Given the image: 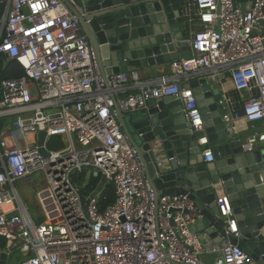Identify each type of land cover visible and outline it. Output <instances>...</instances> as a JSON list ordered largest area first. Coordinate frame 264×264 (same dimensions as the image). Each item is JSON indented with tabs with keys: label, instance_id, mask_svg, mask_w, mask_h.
Listing matches in <instances>:
<instances>
[{
	"label": "built area",
	"instance_id": "obj_1",
	"mask_svg": "<svg viewBox=\"0 0 264 264\" xmlns=\"http://www.w3.org/2000/svg\"><path fill=\"white\" fill-rule=\"evenodd\" d=\"M72 2L0 0V256H6L0 264H259L238 245L211 247L193 233L197 208L188 195L157 196L115 105L129 113L174 95L191 129L201 133L200 108L183 83L229 76L236 90L249 93L247 122L264 121V0H253L248 10L234 0H185L184 21L195 14L200 23L198 32L184 38L190 57L172 61L168 72L151 79L136 70L105 75ZM11 60L23 68L22 76L3 77ZM223 117L233 133L234 116ZM40 131L47 133L48 157L37 145ZM58 136L67 146L50 149ZM199 141L208 144L205 136ZM258 142L264 146V130L248 138L244 151ZM203 157L213 162L211 148ZM84 171L86 178L113 184L115 200L104 211L101 190L84 196L85 183L76 179ZM36 173L43 178V211L35 218L15 184L30 182ZM217 204L227 231L238 236L228 197H218ZM205 252L218 255L206 262Z\"/></svg>",
	"mask_w": 264,
	"mask_h": 264
},
{
	"label": "water",
	"instance_id": "obj_2",
	"mask_svg": "<svg viewBox=\"0 0 264 264\" xmlns=\"http://www.w3.org/2000/svg\"><path fill=\"white\" fill-rule=\"evenodd\" d=\"M74 1L86 13L81 16L70 6L105 75L115 68L155 69L190 57L184 41L188 34L183 27L185 0ZM189 85L202 114L207 145L200 143L201 133L191 129L183 103L174 95L153 99L128 116L116 104L122 130L157 196L186 194L195 202L196 220L190 225L193 233L220 234L264 264V147L244 151L243 140L227 129L217 98L220 90L212 89L206 78H194ZM46 135V131L38 133L37 145L48 157ZM206 147L212 150L213 162L204 161ZM104 183L105 179L91 197ZM220 191L232 206L238 236L226 229L217 204ZM0 259L5 261V254Z\"/></svg>",
	"mask_w": 264,
	"mask_h": 264
},
{
	"label": "crops",
	"instance_id": "obj_3",
	"mask_svg": "<svg viewBox=\"0 0 264 264\" xmlns=\"http://www.w3.org/2000/svg\"><path fill=\"white\" fill-rule=\"evenodd\" d=\"M236 6L241 8L242 10H248L252 4L253 0H235ZM193 12L196 11V8L193 7ZM185 28V31L188 33L187 36H190L200 29V23L198 21L197 15L194 14L193 20L189 22H185V25L183 26ZM259 33L264 34V22H262ZM170 64H167L166 66H161L155 69L148 68V69H139L137 70L141 77L144 79H151L159 77L160 75L166 73L169 71ZM115 71H118V69L115 68ZM205 78V76L200 77ZM208 83L210 84L212 89L218 88L220 90V95H218V99L225 100L224 104H221L223 106V115L224 114H230L231 116H236L235 118L232 117V122L235 124L236 128L233 131L234 135H237L240 137L243 142L245 143L249 137L253 136L255 133L260 132L264 130V121L256 122V123H250L247 122V120L243 116V106L244 101L249 97V93L247 91H238L234 88L233 83L230 79V77H223L219 78L217 80H212L211 78H207ZM190 82L184 81V85H188ZM190 86V85H189ZM128 113L125 112V116ZM204 136L203 132H201V137ZM243 143V144H244ZM257 147H264L260 142H258L254 148ZM225 195L223 191L219 192L218 197H222ZM229 224H226V229ZM199 236H201L203 242L205 244L215 247H221L227 240L225 238H222L219 234L218 236L211 237L210 235L206 234L203 231H199ZM217 253H207L201 255V258L206 262H213L215 257L217 256Z\"/></svg>",
	"mask_w": 264,
	"mask_h": 264
},
{
	"label": "trees",
	"instance_id": "obj_4",
	"mask_svg": "<svg viewBox=\"0 0 264 264\" xmlns=\"http://www.w3.org/2000/svg\"><path fill=\"white\" fill-rule=\"evenodd\" d=\"M23 68L16 63L15 61H7L3 69V77L6 78H15L23 75ZM4 121H1L0 124H3ZM79 183L84 184L83 194L88 196L92 191L96 190L101 182L99 177H89L86 178V172H82L77 178ZM115 200V188L112 183H105L101 189V193L98 198L99 210L104 211L109 205H111Z\"/></svg>",
	"mask_w": 264,
	"mask_h": 264
},
{
	"label": "rangeland",
	"instance_id": "obj_5",
	"mask_svg": "<svg viewBox=\"0 0 264 264\" xmlns=\"http://www.w3.org/2000/svg\"><path fill=\"white\" fill-rule=\"evenodd\" d=\"M67 146V142L63 141L61 136L53 137L49 144L52 150H59ZM42 174L36 173L32 176L30 182L25 184L16 183V189L21 196L23 203L35 218L41 214L43 209L41 205V189H42Z\"/></svg>",
	"mask_w": 264,
	"mask_h": 264
},
{
	"label": "flooded vegetation",
	"instance_id": "obj_6",
	"mask_svg": "<svg viewBox=\"0 0 264 264\" xmlns=\"http://www.w3.org/2000/svg\"><path fill=\"white\" fill-rule=\"evenodd\" d=\"M73 2V5L72 6H74L75 8H76V6H78V7H81L78 3H76L74 0H72ZM82 8V7H81ZM82 10L84 11V9L82 8ZM85 13V12H84ZM86 14V13H85ZM82 16V15H81Z\"/></svg>",
	"mask_w": 264,
	"mask_h": 264
}]
</instances>
